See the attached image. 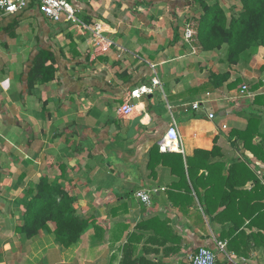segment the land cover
<instances>
[{
	"label": "crops",
	"instance_id": "0c3cea01",
	"mask_svg": "<svg viewBox=\"0 0 264 264\" xmlns=\"http://www.w3.org/2000/svg\"><path fill=\"white\" fill-rule=\"evenodd\" d=\"M69 1L111 45L38 6L0 19V55L24 58L20 72L0 65V264H192L200 247L219 252V242L217 264H264V46L231 65L223 49L164 43L168 26L149 12L177 0ZM40 48L55 52L59 72L29 90L23 73ZM152 64L161 86L124 114L131 92L152 85ZM225 72V82L212 80ZM174 124L183 150L162 152ZM42 179L62 185L90 219L76 245L52 232L19 236L23 220L6 198L24 192L22 182L36 183L31 196Z\"/></svg>",
	"mask_w": 264,
	"mask_h": 264
},
{
	"label": "trees",
	"instance_id": "16d2710c",
	"mask_svg": "<svg viewBox=\"0 0 264 264\" xmlns=\"http://www.w3.org/2000/svg\"><path fill=\"white\" fill-rule=\"evenodd\" d=\"M203 9L198 27V42L205 51L225 50L231 65L237 64L258 46H264V0H242L243 10L240 14L229 18L221 5H213L206 0H195ZM194 3V0L189 2ZM35 7L38 3L29 0L28 6ZM16 23L6 28L11 30ZM59 61L54 51L40 48L33 53L27 62L23 73L28 89L32 90L38 84L54 80L59 72ZM216 84L228 80L230 73L213 74ZM236 80L231 85H237ZM255 122L242 133H249ZM246 136V135H245ZM247 142L246 138H243ZM29 200L26 216L17 227L22 240L35 238L42 232H52L57 241L70 247L76 245L86 232L90 219L78 212L76 198L60 184L42 179ZM54 225L52 228L51 225Z\"/></svg>",
	"mask_w": 264,
	"mask_h": 264
},
{
	"label": "built area",
	"instance_id": "2783aa9c",
	"mask_svg": "<svg viewBox=\"0 0 264 264\" xmlns=\"http://www.w3.org/2000/svg\"><path fill=\"white\" fill-rule=\"evenodd\" d=\"M29 0H0V19L6 15L16 14L24 10L28 6ZM38 3L39 10L49 19L54 22H66L75 26L90 28L79 16L78 9L69 0H35ZM98 43L105 42L107 45H111L112 42L108 41L102 33L100 24H96L91 29ZM185 38L189 43H192L197 38V30L189 26L185 31ZM154 70V76L152 78V85H144L134 89L128 101L124 104L122 111L124 114H130L134 106L131 104V99L141 98L144 94H149L154 91V88L161 86V79L156 70V65H151ZM247 85H244L242 92L248 91ZM206 100L202 99L193 103L195 109L200 108L206 104ZM209 118L214 120L216 118L215 113H209ZM159 148L162 152H180L183 150V138L178 129L177 124L172 125L164 137L159 141ZM138 198H140L145 204H151V196L146 190H139L136 192ZM226 243H218V251H225ZM219 252L207 247L202 246L198 251L192 255V264H217Z\"/></svg>",
	"mask_w": 264,
	"mask_h": 264
},
{
	"label": "rangeland",
	"instance_id": "374dc122",
	"mask_svg": "<svg viewBox=\"0 0 264 264\" xmlns=\"http://www.w3.org/2000/svg\"><path fill=\"white\" fill-rule=\"evenodd\" d=\"M177 1L178 2L176 4L174 3V5L168 2H164V5H162L161 7H158V8L155 7L151 9L149 14H153V15L160 14L163 16V21L166 23L165 27L168 26L167 27L168 30L165 28L163 31L164 43L165 42L167 44L174 43L176 45H179L182 48V51L184 53L192 51L191 52L192 54H196V52L198 51L197 54H199L200 53L199 50L201 51L202 48L198 42V36L195 41H193L192 43H189L185 38V31L189 26H191L197 30V35H198V27L200 23V18L203 14V9L199 4L196 3L195 0H194V3H192L193 0H177ZM189 2H191L192 4H190ZM206 2L211 5L215 3H218L219 5H221L223 9L226 11L230 19L240 14V12L243 10L242 0H206ZM158 6L160 5L158 4ZM141 13H144V12L142 11ZM171 16L173 17L172 20L170 18ZM163 21L162 23H164ZM219 52H222V51H219ZM171 55L172 54H170V56ZM7 58L8 59L6 61V58H2V56L0 55V65L1 64L3 65V63H6L5 71L7 72V70H10V68H14V70H17L20 72V70L22 69L23 56H21L20 58L17 55L16 56L10 55V56H7ZM7 142L10 143L9 141ZM4 152L6 153L8 158L10 157V155L13 156L6 149ZM10 152L13 153L12 151ZM26 152L28 151H25V153ZM1 153H3V151ZM23 156L29 159V157L26 156L24 153H23ZM12 166L13 165H10L8 167L7 169L8 172ZM11 169H13L12 173L13 172L19 173L20 171L26 170L25 166L13 167ZM22 183H23V188H25L24 192H22L23 194L22 193L20 194L17 193L16 195L10 194L9 196L11 197L8 196L6 198L7 201H10L13 204V207L12 205H11L12 208L8 206V209L12 211H16L14 213L12 212V216L15 217V213H17L16 215L18 216V218H20V221L24 220V217L26 216V211L28 209L29 200H30L29 194L25 190H27L31 185L36 184V183L32 184L29 182H22ZM16 196L18 197L16 198ZM15 201L17 203V208L15 207V204H14ZM19 201L21 202L20 204H19Z\"/></svg>",
	"mask_w": 264,
	"mask_h": 264
}]
</instances>
